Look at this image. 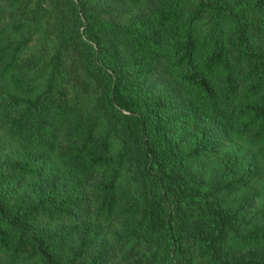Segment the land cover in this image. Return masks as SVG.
<instances>
[{"label": "trees", "instance_id": "1", "mask_svg": "<svg viewBox=\"0 0 264 264\" xmlns=\"http://www.w3.org/2000/svg\"><path fill=\"white\" fill-rule=\"evenodd\" d=\"M263 181L264 0H0V264H264Z\"/></svg>", "mask_w": 264, "mask_h": 264}, {"label": "rangeland", "instance_id": "2", "mask_svg": "<svg viewBox=\"0 0 264 264\" xmlns=\"http://www.w3.org/2000/svg\"><path fill=\"white\" fill-rule=\"evenodd\" d=\"M190 2L193 0H189ZM67 26V25H66ZM207 25L202 20L198 24V30L199 32H204ZM226 31L231 30V24H225ZM57 28L53 24H42V28L39 29L37 35L35 38L27 45V47L24 49L22 53L23 58H29L30 60L36 61L35 66H27L24 68L25 77L28 82V86L30 87V91L28 94L32 95L35 92H38L43 89V86L45 84V70L43 63L48 59V56L53 52V46L55 44V41L57 40L58 35ZM70 58H66L64 62V68L66 73L70 71ZM69 95L71 97L76 96L81 104V106L84 108V110L91 109L92 105V94L89 91H86L83 89V87L79 84V80H75L72 85L67 86ZM104 120H101V122L96 126V132L97 133H104L106 130ZM120 146V141L115 135H110V148L112 151H116ZM131 174H132V166H125V168L122 170L120 177H119V183L121 188H127L133 184L131 180ZM262 185V192L261 195L257 199V203L255 207L252 208V210L246 214V218H249L251 214L254 211H257V216H260L262 213H264V207L262 208V204H264V181L261 183ZM189 211L192 209V214L198 213L197 210H195L196 205L194 204H188ZM264 216V215H263ZM194 264H202L200 262V258L195 254L194 258Z\"/></svg>", "mask_w": 264, "mask_h": 264}]
</instances>
